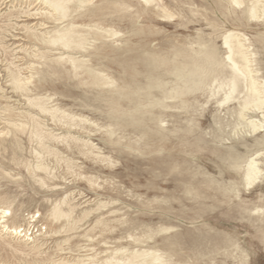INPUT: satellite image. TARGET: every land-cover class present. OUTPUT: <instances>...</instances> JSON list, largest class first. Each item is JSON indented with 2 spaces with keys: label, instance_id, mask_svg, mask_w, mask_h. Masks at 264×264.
<instances>
[{
  "label": "bare ground",
  "instance_id": "bare-ground-1",
  "mask_svg": "<svg viewBox=\"0 0 264 264\" xmlns=\"http://www.w3.org/2000/svg\"><path fill=\"white\" fill-rule=\"evenodd\" d=\"M35 1L45 6L44 11L40 10L39 14L55 23L51 30L30 33L31 38L48 50H39L35 55L39 64L47 68L40 71L30 68L36 72L29 76H23L18 68L16 71L10 70L13 89L25 97L29 110L17 115L20 120L7 122L13 129L0 130V146L9 142V138L13 136L19 145L17 133L28 134L30 142L35 144L32 154L36 163L27 167L38 184L49 188L46 180H53L56 176L53 169L45 164L44 158L53 156L58 162L64 160L59 147L71 149L70 142L78 147L82 155L97 152L96 156L101 162L113 165L111 157L103 155L100 148L89 139L76 137L74 131L89 136L102 132L110 144H115L113 137L117 132L127 131L128 128L139 135L140 139L146 138L148 132H153L151 141L158 139L161 144L159 151L166 149L169 134L175 133L184 147L194 145L198 150L204 149L202 138L195 137L193 143L189 139L194 126L191 120H186V124L176 125L173 131L166 127V119L177 115L165 111L181 109L188 114L193 108L191 101L198 104L200 98L204 97L206 103L213 101L218 110L225 109L231 113L233 120L226 126L231 128L237 144L216 156L234 171L237 178L226 181L223 173H220L221 179L203 173V178L196 181L197 173H190L188 168H184L180 179L182 192L194 198H213L216 203L238 199L229 208L233 212V219L246 222L254 228L257 239L264 246V191L258 194L257 202L247 203L242 200L243 193L250 195L257 188L264 190V0H214L221 15L231 18L233 25V28L228 29L216 21L210 22L212 28L220 26L223 30L220 46L211 38L200 35L196 39H186L181 44L172 45L164 52L143 50L140 57L135 55L123 60H117L116 57L120 55L117 52L126 41V34L117 25L127 18L124 13L134 8L126 0ZM137 5L138 18L150 12L164 22H169L176 16L164 0H137ZM133 24L130 23V32L134 36L152 33L150 27L135 28ZM249 29L254 30L253 34L248 33ZM127 51L135 50L128 48L125 52ZM112 63L119 70L113 69ZM60 67L68 75L79 77L78 84L98 89L96 100L105 105L104 109L97 108L106 121L103 125L54 103L56 93L42 94V90H39L37 94L31 95L30 85L34 83L35 74L61 76ZM8 110L10 111L9 108ZM44 118H48L55 127L65 132L55 133ZM220 119L216 122L221 123ZM247 137L253 138V145H250L253 150L243 154L238 147L244 145L248 148L245 145ZM215 138L221 139V136L217 135ZM119 141L120 138L117 142ZM128 148L134 150L131 145ZM174 170L176 167L171 165L167 168L168 174ZM39 173L45 174V177ZM88 181L90 185H95L91 179ZM52 189H58V185H54ZM74 200L71 194L66 193L48 210L43 221L50 229L60 222L65 231L73 230L78 223L90 216L91 212L88 210L74 215L78 208L73 203ZM110 203L112 202L99 200L98 209L107 207ZM13 210V200L0 194V255L4 254L5 257V261L0 264H19L18 255L27 257L35 252L40 253L38 247L29 246L28 241L32 235H29L31 227L42 221L41 214L37 211L38 217L31 213L17 215ZM117 212L118 210H113L110 213L114 216ZM112 222L113 224H109L108 221L97 219L96 224L102 227V234L113 233L118 226L126 225L123 227L126 235L120 239L128 238L129 244L108 247L104 251L107 255L103 258H98L100 253L86 255L85 259L78 258L76 264H185L179 255L180 247H183L179 243V236L175 237V241L170 237L160 243L157 240L160 233H167L171 228L160 227L155 231L146 226L145 230H141L145 227L144 223L131 222L124 215ZM128 223L130 226H127ZM43 226L44 224L41 225ZM138 230H141L140 235L137 234ZM91 239L93 238L90 237ZM107 244L105 241L104 245ZM196 247V259L209 254L207 258L213 260L214 253L216 255L224 251L229 255V250L233 249L239 255L235 264L249 263L247 250L228 236L217 237L214 248L209 253L202 250L205 247L203 242ZM58 264L70 263L62 260Z\"/></svg>",
  "mask_w": 264,
  "mask_h": 264
},
{
  "label": "rangeland",
  "instance_id": "rangeland-1",
  "mask_svg": "<svg viewBox=\"0 0 264 264\" xmlns=\"http://www.w3.org/2000/svg\"><path fill=\"white\" fill-rule=\"evenodd\" d=\"M126 1L134 8L132 11L125 12L127 18L117 25V28L126 34V41L117 52L118 55L120 54L116 57L117 60L135 55L140 57L143 50L164 52L172 45L181 44L186 39H196L200 35L211 38L217 46H220V36L223 32L220 26L233 28L232 19L221 15L214 0H164V3L176 13L174 19L169 22H164L150 12L138 18L137 0ZM44 7L35 0H0L1 131L13 129L7 122L20 120L17 115L29 110L25 97L21 92L13 89L10 70L16 71L18 68L23 76H29L36 70L47 68L39 64L40 61L35 58V55L39 53V50L43 52L48 50L31 38L30 34L35 31L45 32L55 27L53 21L39 14L40 10L44 11ZM211 21L218 22L220 26L212 28ZM131 22L134 23L135 28H152V33L134 36L130 32ZM42 23L45 25H41ZM253 32L254 30H248L249 34ZM128 48L135 51L125 52ZM111 65L113 69L119 70L116 64ZM33 67L36 70L31 71L30 68L33 69ZM59 69L62 71L61 76L47 73L35 74L34 83L30 85L31 95L37 94L39 90H42V94L56 93L53 97L54 103L103 125L106 121L97 108L104 109L105 105L96 100L98 89L78 84L79 77L68 75L62 67ZM88 103L89 106H87ZM191 104L193 108L188 114L181 109L165 110L177 115V117L166 119V127L174 131L176 125L186 124V120H191L194 126L189 139L193 143L195 137L202 138L204 149L198 150L194 145L189 148L184 147L175 133L169 134V139L165 143L166 149L159 151L161 144L158 139L151 141L153 132H148L146 138L140 139L139 135L128 128L127 131L117 132V135L113 137L116 142L120 138L119 142L110 144L102 132L89 136L86 133L74 131L76 137L89 139L100 148L103 155L111 157L113 165L101 162V159L96 156L97 152L87 156L82 155L78 147L70 142L71 149L65 146L59 147L64 160L58 162L53 156L44 158L45 164L53 169L56 176L53 180H46L49 188L38 184L27 167L36 163L35 156L32 154V147H35V144L30 142L28 134L17 133L19 145L14 136L9 138V142L2 144L0 146V194L13 200L15 214L31 213L36 214V217L41 214L42 220L31 227L29 235L31 233L32 235L28 241L29 246H37L40 253L35 252L27 257L18 255L17 262L19 264H53L57 261L55 264H58L59 261L64 260L70 264H76L78 258L85 259L86 255L97 253H100L98 258H103L107 255L104 251L109 249L108 247L127 246L129 239H120L121 236L126 235L123 229L126 225L118 226L113 233L102 234V227L97 225L96 221L102 219L113 224V219L124 215V218L131 222L144 223L145 227L143 226L141 230H145L146 226H150L155 231L160 227L171 228L167 233H160L157 240L160 243L163 239L170 237L175 241V237L179 236V243L183 245L182 248L180 247L179 255L184 259L185 264H235L236 257L239 255L233 249L229 250V255L224 251L216 255L214 253L213 260L207 258L209 254L196 259L197 244L203 242L205 247H202V250L209 253L214 248L216 238L223 236L239 242L240 246L247 250L248 264H264V246L257 239L254 228L246 222L235 221L233 212L229 211L238 199L233 198L231 202L216 203L213 198H194L182 192L180 179L184 168H188L190 173H197L196 181L203 178V173H208L216 179H221L220 173H223L226 181L237 178L234 171L219 161L216 156L217 153L228 151L230 147L237 144L231 128L226 126L233 120L230 111L218 110L213 101L206 103L204 97L200 98V103L191 101ZM44 119L55 133L65 132L55 127L48 118ZM219 119L221 123L216 122ZM217 135H220L221 139L215 138ZM245 143L248 148L244 145L239 146L240 153L245 154L253 150V146L250 147L253 145V138L247 137ZM79 145L81 146L82 143ZM129 145L133 146L134 150L128 148ZM210 150H216V152L212 153ZM169 165L176 167L171 174L167 172ZM39 175L45 177V174L39 173ZM89 179L95 182L94 186L90 185ZM54 185H58V189H52ZM262 191H264L262 188H257L250 195L243 193L242 200L247 203L257 202L258 194ZM66 193L71 194L72 199L75 198L73 203L78 206L74 215L88 210L91 212L90 216L78 223L73 230L65 231L60 222L50 229L43 219L47 217L48 210ZM99 200L112 203L98 209ZM113 210H118L114 216L110 213ZM42 224H44L43 227H41ZM141 230H138L137 234L140 235ZM90 237L93 239L90 240ZM105 241L108 242L107 245H104ZM92 248L94 250H91ZM3 255H0V262L5 261Z\"/></svg>",
  "mask_w": 264,
  "mask_h": 264
}]
</instances>
